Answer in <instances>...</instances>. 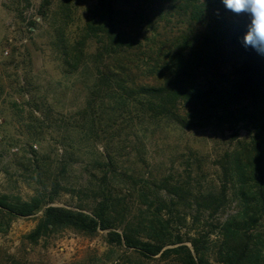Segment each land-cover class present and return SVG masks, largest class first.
I'll return each mask as SVG.
<instances>
[{"label": "rangeland", "instance_id": "1", "mask_svg": "<svg viewBox=\"0 0 264 264\" xmlns=\"http://www.w3.org/2000/svg\"><path fill=\"white\" fill-rule=\"evenodd\" d=\"M93 6V0H0V197L48 200L42 182L53 193L50 205L89 214L106 185L123 199L130 225L155 211L160 203L155 197L168 203L164 180L169 187L190 185V194L218 190L220 158L237 140H248L250 130L239 126L234 137L215 125L182 128L150 118L138 105L144 103L141 99L118 100L107 84L102 88L98 83L105 58L97 56L94 39L86 41L77 66L65 65L56 29L66 24L64 37L70 42L81 37L79 30ZM161 23L156 35L144 31L140 36L150 40L156 61L163 60L175 37L191 36L183 18ZM130 63L136 82H160L157 68L151 73L134 55ZM54 181L60 186L51 193ZM46 206L28 217L0 214V264H176L172 258L141 259L110 243L107 231L87 235L57 229L32 239ZM237 206L231 194L217 221ZM162 208L163 217H172L167 205ZM207 220L205 216L202 223ZM199 225L189 217L186 224L174 227L187 240ZM216 241V234L210 235V264H218L213 256Z\"/></svg>", "mask_w": 264, "mask_h": 264}, {"label": "trees", "instance_id": "2", "mask_svg": "<svg viewBox=\"0 0 264 264\" xmlns=\"http://www.w3.org/2000/svg\"><path fill=\"white\" fill-rule=\"evenodd\" d=\"M93 2L90 18L79 30L81 37L70 42L64 37L66 24L61 30L56 29L60 31L56 34L57 47L65 65L77 66L84 58L86 41L94 39L97 56L101 61L105 58L103 69H98V83L102 88L107 84L118 100L133 103L141 99L144 103L138 105L145 108L150 118L182 128L215 125L236 137L238 127L244 126L251 137L237 140L232 151L220 158L218 190L210 188L190 194V185L169 187L164 180L168 203L163 197L162 201L154 196V202H160L155 211L132 225L126 224L123 199L112 195L106 185L101 186L97 197L100 201L89 214L85 209L50 205L54 201L52 192L60 186L57 181L53 182L51 195L48 186L40 182L48 200L34 197L22 202L0 197V214L28 217L47 205L32 239L43 231L57 229L87 235L107 231L110 243L124 246L141 259L172 258L176 264H210L207 243L210 235L216 234V263L264 264V55L243 45L247 21L225 11L220 0ZM216 10L220 11L219 16ZM172 17L183 18L191 36L175 37L163 60L156 61V53L147 42L150 40L141 38V32L156 35L161 22ZM133 55L151 73H156L157 68V85L132 79L129 67ZM160 63L162 66L156 67ZM231 194L237 200V209L217 221L216 215L225 208ZM164 205L172 217L162 216ZM205 216L208 220L202 223ZM189 217L201 225L194 237L186 240L175 227L186 224Z\"/></svg>", "mask_w": 264, "mask_h": 264}, {"label": "clouds", "instance_id": "3", "mask_svg": "<svg viewBox=\"0 0 264 264\" xmlns=\"http://www.w3.org/2000/svg\"><path fill=\"white\" fill-rule=\"evenodd\" d=\"M225 11L246 19L242 38L245 47L264 55V0H220ZM217 16L220 11L216 10Z\"/></svg>", "mask_w": 264, "mask_h": 264}]
</instances>
